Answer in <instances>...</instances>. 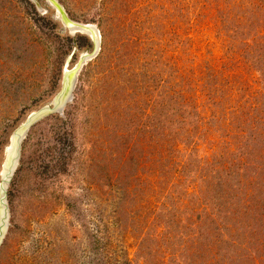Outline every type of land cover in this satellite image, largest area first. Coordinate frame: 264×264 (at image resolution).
Returning <instances> with one entry per match:
<instances>
[{"label":"rangeland","instance_id":"374dc122","mask_svg":"<svg viewBox=\"0 0 264 264\" xmlns=\"http://www.w3.org/2000/svg\"><path fill=\"white\" fill-rule=\"evenodd\" d=\"M0 0V264H264V0ZM40 5V7L38 6Z\"/></svg>","mask_w":264,"mask_h":264},{"label":"water","instance_id":"95a60500","mask_svg":"<svg viewBox=\"0 0 264 264\" xmlns=\"http://www.w3.org/2000/svg\"><path fill=\"white\" fill-rule=\"evenodd\" d=\"M48 3H50L59 13L62 21L64 22L65 26L71 29L72 32H85L88 33L94 43V49L91 53H86L81 57V60L79 64L77 65L76 68H74L72 71H69L66 74L65 78V87L63 92L57 99L55 100V106L53 107L55 110H60L64 103L72 98L71 95V90L73 88L74 82H75V77L77 72L79 71L81 65L85 63L87 60L93 58L99 51L101 39H100V34L97 28L91 24H82L75 22L71 20L64 7L57 1V0H46ZM40 7V5L38 4ZM90 57V58H89ZM50 110L49 108H46L44 111L40 112L39 114H35L32 116V120L27 121L17 132L13 138V142L11 145V148L9 149V155L6 160V163L4 165V175L2 179V183L0 186V245L6 235L8 224H9V206L6 200V191H7V185L9 183L10 178L12 177V174L15 170V167L17 165V162L19 160V155H20V142L22 140V137L24 135V132L26 129L31 125V122L34 121V119H38L43 115V113H48ZM50 113V112H49Z\"/></svg>","mask_w":264,"mask_h":264},{"label":"bare ground","instance_id":"6f19581e","mask_svg":"<svg viewBox=\"0 0 264 264\" xmlns=\"http://www.w3.org/2000/svg\"><path fill=\"white\" fill-rule=\"evenodd\" d=\"M90 58V57H89ZM10 156V155H9ZM5 173V172H4ZM4 175V174H3Z\"/></svg>","mask_w":264,"mask_h":264}]
</instances>
